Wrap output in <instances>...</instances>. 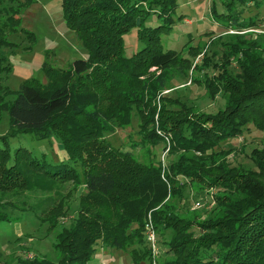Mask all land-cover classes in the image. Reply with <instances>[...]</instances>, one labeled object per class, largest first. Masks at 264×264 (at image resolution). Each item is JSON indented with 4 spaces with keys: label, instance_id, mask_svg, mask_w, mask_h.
<instances>
[{
    "label": "trees",
    "instance_id": "trees-1",
    "mask_svg": "<svg viewBox=\"0 0 264 264\" xmlns=\"http://www.w3.org/2000/svg\"><path fill=\"white\" fill-rule=\"evenodd\" d=\"M61 5L66 25L75 31L88 56L73 59L66 68L44 63L46 83L31 78L14 92L0 79V112H8L12 136L55 137L64 158L53 161L46 153L35 154L25 147L10 150L1 136L0 198L12 200L32 190L57 193L61 183L77 184L81 179L86 194L102 202H93L86 214L77 211L69 226L60 227L54 259L22 257L18 264H87L98 240L120 250L140 243L143 247L134 250L139 259L132 255L131 263H146L148 215L156 227L171 232L166 249L171 257L162 264H264V157L251 155L254 168L232 165L226 155L219 164L202 161L243 151V145L236 148L229 141L250 126L264 131V60L235 45L207 54L196 63L197 75L190 82L208 94L228 91L232 96L214 115H194L184 101L161 96L156 126L154 99L166 85L169 71L175 68L186 76L190 63L181 51L163 43L178 18H174L178 0H61ZM250 5L259 9L264 0H213L211 14L224 28L253 29L264 17L252 14ZM11 17L0 23V74L9 71L13 53L2 46L18 48L16 41L4 39L6 31L16 33L9 29ZM133 28L141 47L127 56L124 35ZM20 32L31 41L32 32L23 28ZM228 60L242 72L243 91L228 78L226 70H233ZM7 95L14 98L5 100ZM134 112L141 141L156 145L170 133L169 153L175 158L166 169L160 162L143 164L130 151L111 149L102 139L116 125H130ZM189 152L193 154H184ZM179 176L217 189L214 211L203 220L192 222L182 218L179 209L162 208L172 194L186 198V184L176 188ZM9 200H0V220L15 214L17 207ZM51 201L47 196L31 207L47 213L56 209Z\"/></svg>",
    "mask_w": 264,
    "mask_h": 264
},
{
    "label": "rangeland",
    "instance_id": "rangeland-1",
    "mask_svg": "<svg viewBox=\"0 0 264 264\" xmlns=\"http://www.w3.org/2000/svg\"><path fill=\"white\" fill-rule=\"evenodd\" d=\"M19 2L22 4L20 11ZM178 4L174 16L175 19L178 18L171 32L164 35L163 43L165 47L170 46L181 51V56L188 59L190 63L186 76L179 75L175 68L169 71L166 85L154 99L156 106L154 124L156 126H159L158 112L161 107V96H171L184 101L186 105L192 106L190 112L194 115L199 113L214 115L224 107L226 98L232 96L228 91L224 93L221 91L217 94L213 91L214 93L208 94L203 87L190 82L197 75L196 63H199L202 58L204 60L208 58L207 54L219 53L223 50L222 48L235 45L238 49L251 51L258 56V59L264 60V21L257 28L237 31L233 27L224 28L222 23L215 20L211 14L213 0H178ZM249 9L252 14L259 12L264 17V5L259 9L250 5ZM10 15L13 17L8 19L9 29L15 30L16 33L12 35V32L6 31L4 39L16 41L18 48L11 49L8 46H2L8 52L13 53L9 55V71L0 74L1 83L10 91H16L23 81L31 78L46 83L44 63L52 67L66 68L73 59L88 56L87 49L83 47L75 31L65 23L61 0H0V23L5 22L7 16ZM21 28L32 32L30 42L26 35L20 32ZM140 47L141 42L137 38L136 29L133 28L124 35V54L130 56ZM230 63L233 70L230 71L229 68L226 70L228 78L236 85L234 88L243 91L241 89H243L244 78L241 81L242 76L240 75L242 72L237 68L235 61L231 60ZM13 98V95H7L4 99L12 100ZM136 114V112L133 113L130 125H116L112 131L104 132L102 139L111 149L130 151L133 157L143 164L151 165L160 162L166 169L169 161L175 158L169 153V148L172 146L170 133H166L162 142L156 145L141 141L142 136L138 131L140 121ZM11 132L8 112L1 111L0 145H3L1 136H4L10 150L25 147L35 154L44 152L48 159L53 161L64 158L60 142L55 137L37 139L29 133L12 136ZM229 142L236 148L243 145L244 150L202 158L203 163L207 165L222 163L223 156L226 155L232 165L243 163L254 168L251 155L255 153L254 157L257 159L258 156L264 157V131L250 126L248 131ZM165 147L168 148L167 151L164 150ZM252 148L256 151L252 152L249 158L248 153L252 151ZM219 149L217 146L215 151ZM184 154L191 156L193 153ZM77 168L79 170L80 166L77 165ZM255 171L258 169L256 168ZM177 178L176 188L180 190L179 186L183 188L186 184L184 189L187 193L186 198L182 199L178 194H172L162 208L179 209L180 216L192 222L203 220L214 211L216 188L204 187L196 182L190 183L183 176ZM81 182V179L77 184L72 180L65 181L60 184L57 193L32 190L12 200L5 199L6 197L0 198L1 202L9 200L17 207L13 216L0 220V264H18V260L22 257L54 259L58 255L53 244L57 240L60 227L69 226L71 220L79 213L77 211L81 210L83 214H86L88 207L91 208L94 205L93 202H102V199L88 196ZM47 196L52 197L51 202L56 209H51L47 213L35 212L31 205ZM198 200L200 201L199 206L195 204ZM112 209L110 207L113 218ZM58 213L62 215L57 217ZM151 223L155 232V243L154 247L149 241V244L146 243L150 246V258L143 264H162L171 257L166 251L171 232H164L156 227L152 219ZM134 226L131 230L135 228ZM194 230L198 232L197 229L194 228ZM145 236L147 239L144 224ZM93 247L95 252L87 264H132V255L136 256L134 250L138 252L143 245L135 242L132 246L120 250L105 244L103 240H98Z\"/></svg>",
    "mask_w": 264,
    "mask_h": 264
},
{
    "label": "built area",
    "instance_id": "built-area-1",
    "mask_svg": "<svg viewBox=\"0 0 264 264\" xmlns=\"http://www.w3.org/2000/svg\"><path fill=\"white\" fill-rule=\"evenodd\" d=\"M167 147H165V151H167ZM197 206L200 205V201L198 200L195 203ZM145 230H146V235H147V240L151 243L152 247H154V243H155V232L153 230L152 227V223H151V219H150V215H148V218L145 221Z\"/></svg>",
    "mask_w": 264,
    "mask_h": 264
}]
</instances>
